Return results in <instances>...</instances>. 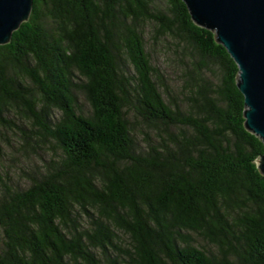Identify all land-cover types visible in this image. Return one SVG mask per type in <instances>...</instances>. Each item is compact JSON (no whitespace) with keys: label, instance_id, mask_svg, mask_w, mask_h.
I'll return each instance as SVG.
<instances>
[{"label":"trees","instance_id":"obj_1","mask_svg":"<svg viewBox=\"0 0 264 264\" xmlns=\"http://www.w3.org/2000/svg\"><path fill=\"white\" fill-rule=\"evenodd\" d=\"M238 74L183 0H33L0 46V264H264Z\"/></svg>","mask_w":264,"mask_h":264},{"label":"water","instance_id":"obj_2","mask_svg":"<svg viewBox=\"0 0 264 264\" xmlns=\"http://www.w3.org/2000/svg\"><path fill=\"white\" fill-rule=\"evenodd\" d=\"M193 21L215 33L239 68L245 126L264 144V0H183ZM33 0H0V46L28 21ZM264 175V155L257 161Z\"/></svg>","mask_w":264,"mask_h":264},{"label":"rangeland","instance_id":"obj_3","mask_svg":"<svg viewBox=\"0 0 264 264\" xmlns=\"http://www.w3.org/2000/svg\"><path fill=\"white\" fill-rule=\"evenodd\" d=\"M160 62H164V59H163L162 56H161V60H160ZM5 150H6V151H10L8 148H5ZM8 159H10V157H9Z\"/></svg>","mask_w":264,"mask_h":264}]
</instances>
